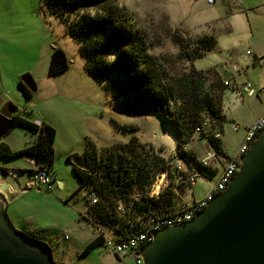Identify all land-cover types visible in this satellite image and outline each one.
<instances>
[{
    "label": "rangeland",
    "instance_id": "obj_1",
    "mask_svg": "<svg viewBox=\"0 0 264 264\" xmlns=\"http://www.w3.org/2000/svg\"><path fill=\"white\" fill-rule=\"evenodd\" d=\"M235 2L119 0L120 5L132 14L149 45V54L162 70L174 78L190 74L192 69L203 72L204 92L215 103L218 98L221 101V115L225 116L222 129L218 122L219 126H214L209 114L203 116L209 118L212 130L222 132L220 141L224 152L230 156L236 153L244 137L242 129L234 132L231 125L235 122L242 128V119L248 117L249 109L254 112L260 105L258 96L248 97L241 91V86L247 81L255 86L264 85V66L256 64L254 56L247 54V51L261 53L252 34L253 10L246 5L238 8ZM227 10L237 14L233 19L245 27L228 30L226 20L219 22L213 33L216 40L213 49L206 53L201 49L199 52L205 56L190 60L192 50L198 46L196 42L212 33L210 21L224 16ZM56 47L67 53L70 68L50 75L51 55ZM24 76L30 77L35 90L24 84ZM226 80H231L229 88L224 85ZM21 82L32 92L31 100L26 99ZM1 99L4 102L0 109L11 102L18 114L48 121L57 131L49 168L54 178L52 190L23 189L31 175V165L25 156L1 159L7 167L11 165L23 170L14 182L15 192L10 193L13 198L7 201L6 212L14 227L45 242L52 249L56 264H136L132 256L117 259L103 245L83 253L96 232L89 221L83 189L79 188L80 181L68 155H84L87 138L103 148L128 142L137 135L159 145L162 150L158 152L159 156L168 160L175 157L181 146L176 126L165 123L154 112H118L116 105L123 99L107 95L103 85L85 70L79 43L46 0H0ZM175 108L171 103L170 109ZM27 132L28 129L20 125L14 126L0 138V144L12 139L15 147H21L27 139L29 141ZM188 142L192 154L188 162L206 155L204 145H208L209 140L203 135L195 132ZM209 162V169L221 171L217 159ZM191 167L201 174L196 178V186L190 188L180 177L173 185L185 199H202L217 182L218 173L209 178L202 175L206 170H201L194 162ZM66 234L68 240L64 239Z\"/></svg>",
    "mask_w": 264,
    "mask_h": 264
},
{
    "label": "trees",
    "instance_id": "obj_2",
    "mask_svg": "<svg viewBox=\"0 0 264 264\" xmlns=\"http://www.w3.org/2000/svg\"><path fill=\"white\" fill-rule=\"evenodd\" d=\"M46 3L79 43L86 71L103 85L107 95L123 99L116 105L118 112H154L165 123L176 126L179 143L189 141L204 114H209L207 116L214 126L220 124L222 129L225 116L221 115V101L218 98V103H215L204 92L203 72L192 69L190 74L174 78L162 70L149 54V45L140 34L132 14L120 5L119 0H46ZM215 42L213 35L200 38L189 59L204 57L205 54L199 51L210 52ZM69 68L67 53L60 47L54 48L49 74H59ZM20 87L26 99L31 100L32 92L22 82ZM171 103L175 110L170 109ZM13 124L35 134L40 133L34 144L18 152H11L7 145L1 143L0 160L4 156H30L41 167L49 169L53 161L55 129L47 124L40 127L17 115L13 117ZM209 144L225 156L220 140L211 139ZM147 146L137 137H132L128 142L100 149L87 138L83 155L86 169L73 165V156H68L80 181L79 188L87 189L98 197L95 205L85 200L89 221L93 225H103L127 237L141 229L147 214L161 216L176 209L178 195L173 186L166 188L157 199L144 194L136 207L125 215L118 210V202L128 200L138 182L145 189L154 174L163 168L165 159ZM191 155L189 151L184 157L189 160ZM215 174V170L207 168L202 175L211 178ZM102 243L101 238H94L83 253Z\"/></svg>",
    "mask_w": 264,
    "mask_h": 264
},
{
    "label": "water",
    "instance_id": "obj_3",
    "mask_svg": "<svg viewBox=\"0 0 264 264\" xmlns=\"http://www.w3.org/2000/svg\"><path fill=\"white\" fill-rule=\"evenodd\" d=\"M23 81L35 90L29 76ZM15 109L11 102L1 107L0 138L14 127ZM71 162L85 168L83 156ZM229 181L192 220L156 231L140 252L143 264H264V131ZM7 185L0 186V264H56L45 242L17 230L9 219L7 201L13 196Z\"/></svg>",
    "mask_w": 264,
    "mask_h": 264
},
{
    "label": "built area",
    "instance_id": "obj_4",
    "mask_svg": "<svg viewBox=\"0 0 264 264\" xmlns=\"http://www.w3.org/2000/svg\"><path fill=\"white\" fill-rule=\"evenodd\" d=\"M212 3L213 0H208ZM234 5L238 8L244 6L243 0H236ZM247 54L254 56V61L259 65L264 64V54L258 55L247 51ZM226 88L231 85V80H226L224 82ZM241 91L244 92L248 97L260 96L264 93V85L255 86L251 82L247 81L242 84ZM42 126L41 124H37ZM231 129L234 132L239 131L240 124L233 123ZM264 131V114L259 116L252 124L245 127V134L241 143L236 151V153L228 158H224L223 153L216 152L213 146L208 143V148L205 151L206 155L204 157H197L194 163L201 169H209L210 160L217 159L218 163L221 165V171H219L217 177V182L211 187L202 199L193 200L191 202L181 201L176 209L170 211L165 215H154L149 213L146 215L145 219L142 220L141 229L130 236L123 237L116 234L113 230L103 225H93L96 232L95 238H101L103 240L102 245L110 253H112L117 259L122 260L126 257H133L136 264H143L141 257L142 248L153 240V234L159 229L176 225L182 222H187L192 220L200 211L204 210L210 201L221 191L225 190L229 184V180L233 178L238 172L241 165V158L247 153L250 146L255 142L258 136ZM196 133L204 134V137L208 140L221 139V131L212 130V126L208 117L203 116L200 124L197 126ZM40 131L36 132V138ZM189 142L181 143L178 148L175 157L165 160L163 168L158 170L153 179L150 181L145 189H142L140 183L138 182L130 193V198L128 200L118 202V210L120 214L125 215L128 211H131L136 205L141 201L143 195H147L150 198L157 199L162 194V192L169 187H173V183L176 178L180 177L184 182L189 184L190 188L195 187V181L199 172L194 171L191 167L190 162L185 159V154L189 152ZM85 164V162H84ZM86 169V165L85 168ZM54 178L50 174V171L46 167H41L39 164L36 165L30 178L25 183L23 189H46L52 190ZM82 196L85 200L90 201L91 205L98 203V197L96 194L84 189ZM65 240L69 239V235L64 236Z\"/></svg>",
    "mask_w": 264,
    "mask_h": 264
},
{
    "label": "crops",
    "instance_id": "obj_5",
    "mask_svg": "<svg viewBox=\"0 0 264 264\" xmlns=\"http://www.w3.org/2000/svg\"><path fill=\"white\" fill-rule=\"evenodd\" d=\"M244 1V5L247 6V8L252 9L253 11L251 12L253 15V21H252V34L254 37V41L255 43H257V45L259 46V50H261V53H257L254 52L255 54L261 55L264 54V0H243ZM241 8V7H240ZM243 8V7H242ZM225 15L220 16V17H216L214 18L212 21H210V25L213 24L212 27L209 28V30L212 31L211 34L209 35H213L214 30H215V25H217L219 22L226 20L228 26V30H238V29H243L245 26H243L242 22H238V20L233 19V17L237 14H231V11H225ZM230 15V17H229ZM247 17H249V15L247 14ZM209 24V23H208ZM214 36V35H213ZM68 56V55H67ZM255 62V61H254ZM256 64H258L257 62H255ZM259 65V64H258ZM260 66V65H259ZM264 66V64L262 65ZM85 68V67H84ZM86 70V69H85ZM259 99V107L258 109H256L254 112H251L249 109V115L248 117L242 119L243 120V124H242V131L243 134H245V127L252 124L259 116H261L262 114H264V93L261 94L260 96H258ZM4 100L1 99L0 100V106L3 104ZM20 116L23 117L22 115L17 113V109H15L14 112V116ZM27 120H29L30 122L33 123H40L41 125H50L48 123V121H44V120H39L37 118H29V117H23ZM51 127H53L52 125H50ZM54 128V127H53ZM26 129V128H25ZM55 129V128H54ZM239 129V131H240ZM56 131V129H55ZM29 133V141L27 139V142L25 143V145L21 146V147H15L13 145V140L9 139L7 142H4L5 145L8 146V148L11 150V152H18L20 150H23L24 148L34 144L35 138H36V134L35 132L31 131L28 129ZM56 135H57V131H56ZM9 137V136H8ZM133 137H137L142 143L150 146L151 148H153V150L158 153L159 151H162L159 147V145H156L154 142L151 141H145L140 139L137 135H134ZM56 139V138H55ZM122 142V141H120ZM3 143V144H4ZM95 144V143H94ZM98 148H102V146H99L97 144H95ZM111 146V145H110ZM105 147H109V146H103V148ZM208 148L207 144L204 145V150L206 151ZM160 149V150H159ZM68 156H72V155H68ZM83 156V155H82ZM231 157L230 155H227V153L225 152V156L224 158H228ZM25 159H27L28 163L31 165V170H30V174L32 175L33 171L36 168V165H38V163L36 162V160L30 156H25ZM12 170H17L18 172L14 175H12L10 172H12ZM217 170V169H214ZM5 171H10L8 173V176H6L4 174ZM50 171V169H49ZM23 172V170L17 168V167H13L11 165H9V167H7V165L2 164L1 160H0V186H3V184L7 183L8 187H7V191L8 193H12L15 192V187H14V182L16 181V179L20 176V174ZM219 173V171H216V174ZM30 175V176H31ZM60 184H62V182H60ZM196 186V185H195ZM209 190V189H208ZM207 190V191H208ZM178 195V204L181 201H186V202H191L192 200H199L197 198H194L192 200H188L184 198V194L182 193H177ZM25 234H27L25 231H22ZM28 236L32 237V238H37L33 235L27 234Z\"/></svg>",
    "mask_w": 264,
    "mask_h": 264
},
{
    "label": "flooded vegetation",
    "instance_id": "obj_6",
    "mask_svg": "<svg viewBox=\"0 0 264 264\" xmlns=\"http://www.w3.org/2000/svg\"><path fill=\"white\" fill-rule=\"evenodd\" d=\"M0 197H1V198H4V195H3V194H1V192H0Z\"/></svg>",
    "mask_w": 264,
    "mask_h": 264
}]
</instances>
